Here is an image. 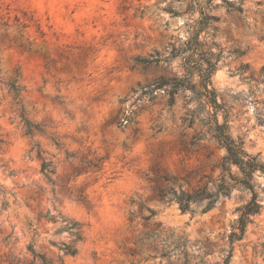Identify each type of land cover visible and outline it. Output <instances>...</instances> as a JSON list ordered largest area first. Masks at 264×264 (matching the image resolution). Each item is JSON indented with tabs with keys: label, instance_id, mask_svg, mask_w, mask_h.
Returning a JSON list of instances; mask_svg holds the SVG:
<instances>
[{
	"label": "clouds",
	"instance_id": "obj_1",
	"mask_svg": "<svg viewBox=\"0 0 264 264\" xmlns=\"http://www.w3.org/2000/svg\"><path fill=\"white\" fill-rule=\"evenodd\" d=\"M0 264H264V0H0Z\"/></svg>",
	"mask_w": 264,
	"mask_h": 264
}]
</instances>
